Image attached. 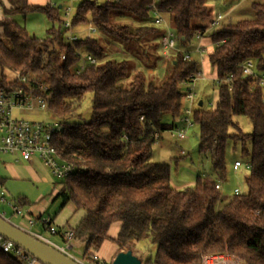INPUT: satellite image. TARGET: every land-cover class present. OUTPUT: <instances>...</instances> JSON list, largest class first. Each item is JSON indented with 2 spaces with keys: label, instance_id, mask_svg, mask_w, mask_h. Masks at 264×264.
Here are the masks:
<instances>
[{
  "label": "trees",
  "instance_id": "trees-1",
  "mask_svg": "<svg viewBox=\"0 0 264 264\" xmlns=\"http://www.w3.org/2000/svg\"><path fill=\"white\" fill-rule=\"evenodd\" d=\"M206 2L158 1L179 45H188L196 33L204 37L210 29L213 18ZM148 3L81 1L72 26L87 24L88 13L96 34L139 59L144 54L141 46L146 51L156 49L164 33L152 24ZM0 7V88L19 86L15 78L7 79L6 71L26 77L36 91L44 88L49 110L61 121L63 130L54 146L62 158L83 170L58 180L61 189L54 200L61 199V207L72 203L84 210L70 230L83 243V256L90 264H111L93 257L115 221L120 223L113 239L118 253L133 252L147 239L155 246L153 257L139 258L142 264H200L203 256L224 252L244 264H264V91L239 70L243 62L252 60L256 71L264 72V0L251 4L252 19L223 22L209 34L213 47L207 61L215 72L217 101L212 109L197 102L191 117L199 152L209 155L215 177L198 175L194 185L182 188L172 186L168 164L151 162L150 157L160 133L175 127L163 123V116L180 117L184 95L180 88L200 73L196 59L185 61L181 52L176 53L155 83L143 72L131 74V60L98 64L104 50L97 39L80 36L73 46L67 45L58 8L27 0H0ZM34 13L50 22L42 38L32 37L11 19ZM76 51L95 60L78 74ZM228 77L230 90L224 82ZM88 93L91 116L87 121L75 120ZM236 117L248 119L249 134L242 133ZM228 139L240 142L241 155L247 158L246 192L232 194L218 209L221 193L215 186L226 179ZM56 229L62 240L64 229ZM0 264H25V260L0 248Z\"/></svg>",
  "mask_w": 264,
  "mask_h": 264
},
{
  "label": "rangeland",
  "instance_id": "rangeland-1",
  "mask_svg": "<svg viewBox=\"0 0 264 264\" xmlns=\"http://www.w3.org/2000/svg\"><path fill=\"white\" fill-rule=\"evenodd\" d=\"M81 1H94L97 4H101L106 0H77L74 3V8ZM260 0H207L206 5L210 9L212 18L217 14L222 15L221 23L236 22L242 19H252L254 17L251 9V4ZM58 5L64 3V0H53ZM29 18L40 16L39 13L28 14ZM44 21H47L50 27V22L46 17L41 14ZM59 20L63 19L61 12L58 15ZM86 21H89V14L85 17ZM163 19L167 25V17L163 16ZM88 24L76 25L73 30L80 33L79 36H84ZM212 29H208L204 35V39H209V34ZM98 43L104 50V55L99 63H104L109 60L118 61H130L131 74L144 73L147 79L158 83L165 72L168 69L169 62L176 55L181 52H191V59H197L194 50L198 45V40L193 38L188 46H181L176 43V47L173 49L163 50L160 44H157L156 49H147L141 46V50L144 54L139 59L132 58L126 55L122 46L114 41H111L98 34L95 35ZM210 49L213 47L212 43H209ZM193 49V50H192ZM207 52L203 51L202 57L207 58ZM132 58V59H131ZM207 70H203L198 75L195 83L191 86L195 89V99L193 102V110L197 107V102L204 103L206 108L212 109L215 107L217 101V88L216 78L214 75V69L205 61ZM204 66V67H205ZM8 80L15 78V74L10 72H4ZM205 75V76H204ZM181 91H184V86H181ZM91 98L90 93L86 94L80 102L79 110L77 111L78 117L75 120L87 121L91 116ZM211 104V106H208ZM190 104L183 99L182 107L180 110V117L185 113V109L189 108ZM15 117L27 119L31 121L39 122H55L60 121L49 110L43 112H25V111H13ZM171 118L168 114L163 116L162 122L165 124H173L174 126L181 127L179 118ZM243 134H249L251 132V125L246 117L234 118ZM245 147H249V143H245ZM225 157V169L226 179L224 182L218 183L220 185L221 198L217 204V208L220 209L227 199L232 195L233 190L237 189L239 194L246 192V185L244 182L245 176L248 175V170L245 169L244 164L247 161L246 157L241 155V143L234 142L228 139L224 149ZM237 160L241 162L242 166L237 170L232 169L233 162ZM150 161L154 163L168 164L170 167V181L176 188H182L186 186L194 185L198 175H207L215 177L211 168V162L207 153L199 152V140L197 137V128L195 126L189 128L185 132L183 139H175L169 131L160 133L159 138L155 141L151 148ZM0 214H4L5 218L10 219L14 224H21V217L15 216L13 208L16 207L24 214L35 213L40 214L41 217L36 219L31 217L34 221V225L30 227L32 232L41 234L43 237L50 241L61 245V240L54 235H50L46 229H43L40 221L45 218H51V225L55 228L63 227L72 228L84 215L83 209H76L72 203H67L61 207V199L54 200L55 196L61 189V185L58 180L54 179L49 171L39 162L33 161L31 163H24L22 161L15 162L10 156H0ZM3 199V200H1ZM20 200H24V204H20ZM10 204L12 207H9ZM118 222V221H115ZM110 241V240H109ZM83 244L75 242V247L70 252L72 256L78 260L83 261L85 264H90L83 256ZM122 252H126L125 250ZM155 252V246L152 245L149 240H144L136 245L132 254L142 260L153 257ZM36 264H40L36 262Z\"/></svg>",
  "mask_w": 264,
  "mask_h": 264
},
{
  "label": "built area",
  "instance_id": "built-area-1",
  "mask_svg": "<svg viewBox=\"0 0 264 264\" xmlns=\"http://www.w3.org/2000/svg\"><path fill=\"white\" fill-rule=\"evenodd\" d=\"M109 1L118 2L120 0ZM158 1L159 0H149L146 9L152 24L164 30V33L160 37L159 44L161 49L165 51L175 48L177 41L175 39L174 32L163 19V13L158 7ZM75 2H77V0H64V3L58 5L52 0L49 3V6L51 8H58L63 16V38L64 42L69 46H73V43L78 41L80 38V33L74 31L72 26V19L76 15L77 11V6L76 8H74ZM221 20L222 15L217 13L210 22V29L218 27ZM87 24L88 27L86 28L84 36L88 39H95L96 29L94 28L90 20L87 22ZM195 38L200 39V34L196 33ZM214 45H218V43ZM200 49L201 48L197 46L194 52L197 54H201ZM182 55L183 60L185 61H189L191 59L190 51L184 52L182 53ZM76 56L80 58V65L78 66V69L76 71L77 74L83 70L85 65L95 63V60L89 55H82L80 52L76 51ZM64 58L65 54H62L61 59L63 60ZM239 70L243 78L253 80L254 84L264 91V72L258 73L252 60H246L245 62H243L239 66ZM198 75L199 74H194L193 77H190L189 82L184 84L185 89L183 91V99L186 100L190 104V106L189 108L185 109V114L179 118V121L181 122L183 128L175 126L170 132L175 139H183L186 130L193 127L191 116L193 112L192 105L195 99V89L191 86L195 83ZM15 76V79L19 86L0 88V156H11L16 161L21 160L26 163H30L34 159H36L49 171L50 175L56 180H63L76 172H81L83 170L81 166H77L75 163L62 158L54 146L55 137L61 134V131L63 130L61 121L48 123L31 121L14 116L13 111L15 110L20 112H43L49 110L47 98L42 95L44 88L40 87L39 90L36 91L31 86L26 77L17 74ZM224 82L229 84L230 90V78H226ZM215 83H217V81H215ZM208 106H211V104H208ZM241 166V162L234 161L232 164V169L237 170ZM244 167L245 169H249L248 164H244ZM215 188L219 190L220 185L217 184ZM232 194H239L238 190L234 189ZM8 205L9 207H12L10 204ZM12 208L14 215L21 217V224L12 223L10 219L5 218L4 214H0V216L8 223L14 225L33 238L51 246L61 254L77 261L80 264H85L83 261L76 260L70 253L72 249H74L76 242V240L73 238V233L71 230H63L61 232V237L63 240L62 241L59 238V231L51 225V218H45L44 220L40 221L43 229L46 228L50 235L57 236L61 240L62 244L58 245L43 237L41 234L32 232L30 230V227L34 225L33 219L28 216V214H24L18 208ZM0 248L5 253H12L16 256H22L25 260V264H36L37 262L16 245L7 241L1 236ZM93 260L99 261L96 256L93 257ZM200 264L244 263L238 258L224 252L221 254L205 255L201 258Z\"/></svg>",
  "mask_w": 264,
  "mask_h": 264
},
{
  "label": "crops",
  "instance_id": "crops-1",
  "mask_svg": "<svg viewBox=\"0 0 264 264\" xmlns=\"http://www.w3.org/2000/svg\"><path fill=\"white\" fill-rule=\"evenodd\" d=\"M2 1H3V3H5V0H2ZM27 1L31 5H49V3L52 0H27ZM2 17H3V14H2V9L0 7V19ZM11 19H13L21 27H23L24 29H26L27 32L32 37H36V38H42V37H44L46 30L49 28V24L47 23V21H44L43 20L44 18L41 16V14H40V16L31 18V19L29 18V15L28 14L27 15H17V16H13V17H11ZM197 40H198V45L197 46H199L201 48L200 49L201 50V54H197L195 52L194 53H195L197 59L199 60L197 69L200 72L199 74H201V72L203 70H207V67L204 64L205 61H207V58L206 59L203 58L202 57V53H203V51L206 50V51H208L207 52V55H208L210 53V51L212 50V48L210 49V47H209V43L211 42L210 39L205 40L204 37H201L200 39H197ZM188 45H186V46H188ZM207 63H208V61H207ZM214 75H215V72H214ZM35 160L36 159H34L33 161H35ZM14 161L17 162L15 159H14ZM19 161H21V160H18V162ZM36 161H38V160H36ZM235 161H237V160H235ZM24 163H26V162H24ZM28 216L35 217L36 219H39L41 217L40 214H36V213H35V215H34V213H28ZM58 228H62L64 230H70V228H66L65 226L58 227ZM119 229H120V223L119 222H114L109 227V230H108V233H107V239L103 242V244L100 247V249L98 250V252L95 253V256L98 258V260L100 262L112 263V261L114 260V258L118 254L117 246L113 242V239L116 237ZM77 242H80V241L77 240Z\"/></svg>",
  "mask_w": 264,
  "mask_h": 264
},
{
  "label": "water",
  "instance_id": "water-1",
  "mask_svg": "<svg viewBox=\"0 0 264 264\" xmlns=\"http://www.w3.org/2000/svg\"><path fill=\"white\" fill-rule=\"evenodd\" d=\"M201 106V101L198 102ZM0 236L13 243L40 264H80L61 254L51 246L41 242L24 231L8 223L0 216ZM111 264H142L132 252H120Z\"/></svg>",
  "mask_w": 264,
  "mask_h": 264
},
{
  "label": "bare ground",
  "instance_id": "bare-ground-1",
  "mask_svg": "<svg viewBox=\"0 0 264 264\" xmlns=\"http://www.w3.org/2000/svg\"><path fill=\"white\" fill-rule=\"evenodd\" d=\"M167 15V14H166Z\"/></svg>",
  "mask_w": 264,
  "mask_h": 264
}]
</instances>
